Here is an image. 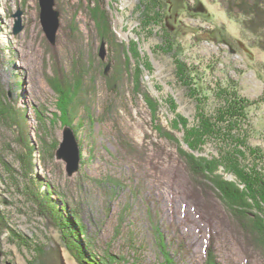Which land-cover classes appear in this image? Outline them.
<instances>
[{"label": "rangeland", "instance_id": "374dc122", "mask_svg": "<svg viewBox=\"0 0 264 264\" xmlns=\"http://www.w3.org/2000/svg\"><path fill=\"white\" fill-rule=\"evenodd\" d=\"M53 8L52 40L41 0H0V264H100L93 255L107 264H264L252 211L264 214L241 212L244 203L214 186L244 189L214 159L212 142L184 138L198 106L211 114L214 92L235 85L253 102L240 133L264 151V51L247 45L218 0H55ZM182 68L193 69L195 84L180 81ZM67 126L81 147L71 175L60 158ZM209 162L211 171L201 164ZM190 164L202 169L192 186ZM256 164L264 174V159Z\"/></svg>", "mask_w": 264, "mask_h": 264}, {"label": "trees", "instance_id": "16d2710c", "mask_svg": "<svg viewBox=\"0 0 264 264\" xmlns=\"http://www.w3.org/2000/svg\"><path fill=\"white\" fill-rule=\"evenodd\" d=\"M218 1L221 7L227 13L228 17L235 20L238 23L241 37L244 39V41L247 42V45L249 47H255L260 49L261 51H264V0H218ZM189 75L194 76V78L189 77ZM177 76L180 79V81H182L183 83L193 82L195 84L196 77L193 69L182 68L178 70ZM130 80L131 77L129 78V81ZM63 84L64 85L67 84V78L64 79ZM198 86L196 84L195 87L199 88L200 86L199 87ZM226 88L227 87H221V88L219 87V89L214 92V95L217 97L220 103L215 108V110L211 112V114L207 115L205 111L202 110L200 106H198V111L196 115L197 122L195 124V129H193L192 132H187L184 138L187 142H190L191 138H195V143L199 146L212 142L217 148L218 150L217 156L220 158L219 159L216 156L214 157V159L220 161V164L224 166L225 171L234 173L239 178L240 184H243L244 189L240 190L239 189L240 187H238V185L236 184L234 185V183L232 184L233 189H230L226 187V185L225 186L223 185V183L224 184L226 183V181L224 180H222V182L216 181L214 186L217 188V190L221 191V193H223L226 197L235 199V201H237L238 203L241 204L244 203L246 207L243 208L241 212L246 211L247 208L251 209L252 207L254 210L258 209L262 214H264V174L260 169H258V166L256 164L257 161L259 160L262 161V159H264V151L260 150L258 147L256 148L250 147L248 141L245 139L247 138L245 133H243L242 135L240 133L242 119L247 115L246 109L250 107L253 102L239 95V93L236 92L237 90L236 89L234 90V88H237L235 85L229 87L231 90H228ZM66 89H68V87H63V89L60 91V93H62L60 95V107L65 112H67V110L69 109L68 108V106L70 105L69 101L72 99L69 94L68 95L64 94V91ZM114 105H115V100L111 99L109 101V104L107 105V109H106L107 113L112 111V107ZM153 118L154 120H156V114L154 115ZM127 143L132 147L131 149H135L136 146L135 143L133 142L131 143L130 141H127L124 144ZM177 145H178L177 147H179V143ZM192 148H195V146H192ZM181 151L179 152L181 162L186 161L185 158H183L185 152L183 150ZM245 153H248L249 155L252 156V160L250 162L252 166L250 165V163L245 164L244 166L247 170H242L240 169L243 164L242 161L243 159L246 161ZM192 161L194 162V159ZM210 161L214 162L212 160ZM196 163L199 162L196 161ZM199 164H196V168L194 166L193 167L197 172L200 173V170L202 169L197 167L199 166ZM201 164L203 165L205 164L204 166L210 169L211 171L212 167L209 168L208 166L213 163L209 162L208 164L207 163H201ZM191 168L192 167L190 164L191 173L188 183L190 184L191 181V186H192L193 183L195 182L193 180L194 177H192L195 171H193L194 169ZM194 188L196 192H198L196 196L197 198H199L200 191L197 190L195 184H194ZM244 190H247L248 197L251 199V201L248 202L246 197L244 198V194H245V192H243ZM190 195L194 196L192 192H190ZM252 201H254L255 204H253ZM252 214L256 218L255 222L257 224V230H261V233L264 236V216L263 217H261L260 215L257 216L256 215L257 213H255L254 211H252ZM213 232L210 234V236H213ZM211 240L212 239H210V242L212 243L213 240L212 241ZM160 246L163 247V244H160ZM210 247L211 245L207 246L206 253H207V257L212 262L210 258V255H212V247L211 248ZM165 255L167 257V253H165ZM93 256L88 257L89 260L90 261L94 260L95 262H98V260L95 259ZM102 262L103 264L105 263L107 264V262L104 261Z\"/></svg>", "mask_w": 264, "mask_h": 264}, {"label": "water", "instance_id": "95a60500", "mask_svg": "<svg viewBox=\"0 0 264 264\" xmlns=\"http://www.w3.org/2000/svg\"><path fill=\"white\" fill-rule=\"evenodd\" d=\"M54 1L55 0H41L42 22L49 37L52 40L55 39L54 37L59 26V12L53 8ZM19 30L20 26L17 24L15 27V32H18ZM107 51L106 42L103 40L99 51V55L102 59L106 58ZM110 65L111 64L109 63L106 67V72H108ZM60 158L66 162V167L70 175L79 169L81 161L79 140L76 137L73 129L69 126H67L63 132V140L60 144Z\"/></svg>", "mask_w": 264, "mask_h": 264}, {"label": "bare ground", "instance_id": "6f19581e", "mask_svg": "<svg viewBox=\"0 0 264 264\" xmlns=\"http://www.w3.org/2000/svg\"><path fill=\"white\" fill-rule=\"evenodd\" d=\"M199 100V99H198ZM59 105V104H58ZM243 140V139H242ZM223 143V142H222ZM81 148V147H80ZM47 207V206H46ZM55 215V214H54ZM2 218V217H1ZM23 243V242H22ZM90 254V253H89ZM97 258V257H96ZM98 263L103 264V262L101 261V259H98Z\"/></svg>", "mask_w": 264, "mask_h": 264}]
</instances>
